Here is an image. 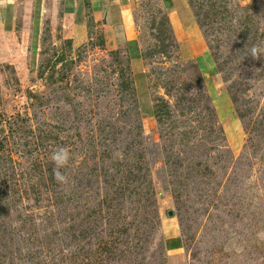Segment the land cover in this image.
Here are the masks:
<instances>
[{
	"label": "rangeland",
	"instance_id": "1",
	"mask_svg": "<svg viewBox=\"0 0 264 264\" xmlns=\"http://www.w3.org/2000/svg\"><path fill=\"white\" fill-rule=\"evenodd\" d=\"M65 2L0 5V264H264V0Z\"/></svg>",
	"mask_w": 264,
	"mask_h": 264
},
{
	"label": "crops",
	"instance_id": "2",
	"mask_svg": "<svg viewBox=\"0 0 264 264\" xmlns=\"http://www.w3.org/2000/svg\"><path fill=\"white\" fill-rule=\"evenodd\" d=\"M63 9H70V13L78 14L84 11L91 10L92 15L102 16V31L106 38L116 39L122 38L125 43H130L132 50L130 56L135 58L137 53L134 42L137 40L135 28L132 26L130 20L122 17V11L125 6L122 5L120 0H65ZM68 1V2H67ZM72 1V3L70 2ZM5 0H0V5H3ZM87 7V8H86ZM110 41V40H109Z\"/></svg>",
	"mask_w": 264,
	"mask_h": 264
},
{
	"label": "clouds",
	"instance_id": "3",
	"mask_svg": "<svg viewBox=\"0 0 264 264\" xmlns=\"http://www.w3.org/2000/svg\"><path fill=\"white\" fill-rule=\"evenodd\" d=\"M253 57L257 55H264V48L253 46L249 50ZM49 159L53 165V179L60 185H66L69 183V178L62 171L70 165L72 161V155L66 147H56L50 153ZM258 237H264V233L258 232Z\"/></svg>",
	"mask_w": 264,
	"mask_h": 264
},
{
	"label": "water",
	"instance_id": "4",
	"mask_svg": "<svg viewBox=\"0 0 264 264\" xmlns=\"http://www.w3.org/2000/svg\"><path fill=\"white\" fill-rule=\"evenodd\" d=\"M168 213L171 214V211H169Z\"/></svg>",
	"mask_w": 264,
	"mask_h": 264
}]
</instances>
